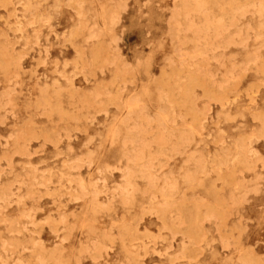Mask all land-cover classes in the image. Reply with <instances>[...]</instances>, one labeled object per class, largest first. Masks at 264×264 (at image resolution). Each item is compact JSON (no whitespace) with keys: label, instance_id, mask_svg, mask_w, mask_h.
Segmentation results:
<instances>
[{"label":"rangeland","instance_id":"1","mask_svg":"<svg viewBox=\"0 0 264 264\" xmlns=\"http://www.w3.org/2000/svg\"><path fill=\"white\" fill-rule=\"evenodd\" d=\"M0 264H264V0H0Z\"/></svg>","mask_w":264,"mask_h":264},{"label":"bare ground","instance_id":"2","mask_svg":"<svg viewBox=\"0 0 264 264\" xmlns=\"http://www.w3.org/2000/svg\"><path fill=\"white\" fill-rule=\"evenodd\" d=\"M213 2H214V1H213ZM190 3H191V2H190ZM220 8H221V7H220ZM199 15H200V14H199ZM227 16H228V15H227ZM227 16H226V17H227ZM215 25H216V24H215ZM217 26H218V25H217ZM214 32H215V31H214ZM192 38H193V37H192ZM192 45H193V44H192ZM150 102H151V101H150ZM112 126H113V125H112ZM112 126H111V127H112ZM107 133H108V132H107ZM216 159H217V158H216ZM206 166H207V165H206ZM210 188H211V187H210ZM213 190H214V189H213ZM148 191H149V190H148ZM237 191H238V190H237ZM193 206H194V205H193ZM194 207H195V206H194ZM195 208H196V207H195ZM173 209H174V208H173ZM196 210H197V209H196ZM191 225H192V224H191Z\"/></svg>","mask_w":264,"mask_h":264}]
</instances>
